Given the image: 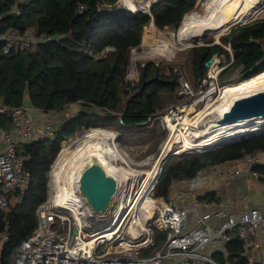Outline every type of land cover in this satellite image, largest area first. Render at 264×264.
I'll use <instances>...</instances> for the list:
<instances>
[{"label":"trees","instance_id":"1","mask_svg":"<svg viewBox=\"0 0 264 264\" xmlns=\"http://www.w3.org/2000/svg\"><path fill=\"white\" fill-rule=\"evenodd\" d=\"M119 1L0 0V33L12 29L24 34L33 30L49 37L31 47L1 52L0 104L11 108L30 101L46 112L62 111L71 103L84 107L52 136L18 143L31 184L11 211L0 209V241L9 222L8 240L0 245V264H13L16 247L38 225L36 210L48 197L50 167L65 139L81 128L96 127L114 129L134 140L140 139L137 134L142 130L151 139L161 130L158 126L148 128L147 122L165 111L164 104L181 98L174 74L166 75L155 62L141 67V83L137 86L126 79V67L131 50L142 42L147 24L153 20L161 29L179 28L196 0H156L150 3L151 7L157 4L151 13L139 10L144 8L141 5L131 8L136 11L120 8ZM221 41L230 44L234 53L233 63L220 74L221 83H227L223 75L231 67L241 68V81L264 71V18L237 26ZM4 43L0 40V51ZM217 52L226 53L230 59L229 51L220 44L192 50L188 70L194 86L200 84L205 62ZM144 81L148 83L141 90ZM0 124L9 125L5 113H0ZM260 151L264 152V133L223 141L203 152L174 154L164 165L155 195L168 198L173 182L193 177L212 164ZM253 167L264 174L261 161ZM207 198L217 200L212 192L201 197ZM164 235L156 231L157 246ZM234 235L226 244L227 253L215 252L213 259L218 264H252L245 254L243 239Z\"/></svg>","mask_w":264,"mask_h":264},{"label":"built area","instance_id":"2","mask_svg":"<svg viewBox=\"0 0 264 264\" xmlns=\"http://www.w3.org/2000/svg\"><path fill=\"white\" fill-rule=\"evenodd\" d=\"M48 38L35 32L21 34L7 30L0 33V40L5 42L0 54L9 53L13 48L31 47ZM231 63L222 64L219 55L214 54L196 92L184 76H178L179 94L186 96L187 100L156 117L168 131L169 138L172 132L170 122L176 123L179 119L183 122V117L190 114V122H193L207 106L208 101L203 107L199 106L200 101L205 97L210 101L216 98L218 90L223 88L219 75ZM207 82L213 88L203 90L202 86ZM0 113H5L10 119L8 127L0 125V209L11 211L14 206L12 194L18 201L21 200L31 184V175L24 168L18 143L31 142L42 136L50 137L57 128L49 123L42 126L36 124L25 104L11 108L0 106ZM179 149L172 153L179 154ZM239 160L248 166L261 161L259 153H246ZM163 168L161 164L152 174L129 173L127 178L122 179L111 206L105 212L92 210L81 195L82 207L78 215L58 199L52 170L48 197L36 210L38 225L16 247L13 264H213L215 262L207 252L211 243L229 241L232 235L237 234L243 239L246 249L258 245V232L264 235V212L260 208L252 207L236 216L226 207L212 208V203L201 199L203 187L208 182L216 183L223 177L236 176L240 173L239 168L225 162L212 164L175 189L176 198L180 201L189 199L196 212L202 205L207 210L198 214L193 225L185 206L155 195ZM254 176L260 178L264 174L255 171ZM8 226L9 222L6 223L1 244L8 240ZM157 230L165 232L158 246ZM150 250L154 251L146 253Z\"/></svg>","mask_w":264,"mask_h":264},{"label":"bare ground","instance_id":"3","mask_svg":"<svg viewBox=\"0 0 264 264\" xmlns=\"http://www.w3.org/2000/svg\"><path fill=\"white\" fill-rule=\"evenodd\" d=\"M261 1L205 0L206 12L203 15L186 17L177 32L178 40L182 44H189V42L194 43L195 40L203 41L210 35L219 40L223 34L229 32L233 27L246 23V18L261 6ZM126 3L127 5L123 0V5L129 9L133 8L128 0ZM150 3L151 0H141L139 2L146 9L151 8L152 3ZM173 36L174 34L171 35L164 30L158 32L156 25L152 22L151 28H146L144 41L152 44L159 43L162 46L166 44V48L163 47V49L168 50V52L172 50V47L181 49L183 46H178L172 39L175 38ZM262 90H264V71L239 83L226 85L222 97L213 101L211 110L202 114L199 112L193 122H190L191 118L186 116L183 117V122L182 119H179L176 123L170 122L169 125L172 130L170 138L164 145L158 163L151 168H134L131 166L118 147L117 134L111 130L96 127L80 133L79 136L73 137L70 143H64L54 162L53 178L58 188V199L62 203H66V206L71 207L78 215V210H81L82 207L79 177L84 168L93 162L101 164L109 174L114 173L119 183H122V179L127 178L131 172L134 174L140 172L152 174L156 167L161 166L167 154L175 150L174 145L177 142L182 144V148L178 150L180 154L189 150H205L224 140L232 141L239 137L264 133V116L238 120L228 124L217 122L218 118L231 108L237 98ZM215 102L218 103L214 106ZM210 115H217V117H213L209 120L210 124L203 125V128H201V122ZM167 119L171 120L170 116H167ZM145 165L147 163L143 164V166ZM152 168L153 170H151ZM120 175L123 177L121 178Z\"/></svg>","mask_w":264,"mask_h":264},{"label":"rangeland","instance_id":"4","mask_svg":"<svg viewBox=\"0 0 264 264\" xmlns=\"http://www.w3.org/2000/svg\"><path fill=\"white\" fill-rule=\"evenodd\" d=\"M126 1L127 0H125V4L127 5ZM140 1L141 0H128L129 4L132 5V7H134L136 4H138L140 6V4H139ZM119 2H120L119 7L129 9L127 6L123 5V0H120ZM204 2H205V0L204 1L196 0L195 6L193 7V9L191 11H189L188 13L185 14L184 20L186 19V17H194V16L203 15L206 12ZM156 5L157 4H154L149 9H146V7L143 6L144 8H141L139 10L151 13L153 7ZM260 5L261 6L258 7V10L257 9L255 10L257 12L254 11L253 14H250L246 18V20H247L246 23H242L238 26H241V25L247 24L249 22H253L255 20H259L261 18H264V0L261 1ZM133 10H137V9H132V11ZM152 22L154 23V21L152 20L149 24H147L144 27L143 38H142L141 44L138 47L133 48L131 50L130 60H129V63L126 67V79L129 82H131L132 85L137 86L139 83H141V69H142L141 67L143 65H145L147 62L153 61V62H155L156 65H160V67L162 68V70L164 71V73L166 75L174 74L176 79H178V76H181V75L184 76L185 79L189 82L190 86L195 90V92L198 89H200L201 83L199 85H198V83H196L197 85L194 86V84L191 80L192 78L190 77V71L188 70L189 69L188 64H189V62L191 60V56H192V50L194 48H197V47L206 46L208 43H212V44L214 43L215 44L218 41L222 42L221 38L224 35L230 33V31L232 29L236 28V27H233L229 32L223 34L219 40H217L213 35H210L206 39H204L203 41H200V40L196 41L195 40L194 43L189 42V44H182L178 40L177 32L179 31V28L182 26L183 22L181 23L179 28L169 26V27H165L163 29L159 28L154 23L156 25V29L158 30V32H163V30H164L171 35L174 34L173 37H175V38H172V39H174V42L178 46H183L181 49H175L172 47V50L170 52H168V50L163 49V47L166 48L165 47L166 44H165V46H162V45H159V43L158 44H152L151 42L144 41V35H145L146 28H151ZM28 32H35V31L29 30ZM219 57L222 59V64H224L225 61H227L225 54L221 55V56L219 55ZM227 68H228V66L226 68H224V70H226ZM175 73L177 74V76ZM241 73H242V71H241L240 67L236 68V69H233L231 67L223 75L224 80L227 83H225V82L221 83L220 75H219V82L221 83V86H223V88H221V90H218V94H217L216 98H214V100L222 97L224 87L226 85L228 86L230 84L239 83L241 80H238V78H239ZM212 88L213 87H212V84L210 82H207L206 85L204 84L202 86L203 90L204 89L210 90ZM179 89H180V87H178L177 93L180 96ZM132 94H133V92H132ZM167 96H169V95H167ZM208 99L209 98L205 97L200 101L199 106H202V107L205 104V102L208 101L207 106H205V108L202 109L201 114L206 113V112L211 110V106H212V103L214 100L210 101ZM186 100H187V97L183 96L182 98H179L178 101L177 100H175V101L171 100V101L167 102L166 104H164L165 105L164 109L166 108L165 112H167L174 105H176L180 102H185ZM217 103L214 104V106L217 105ZM79 110L80 111L84 110L83 105H81L80 103H75V104H72V106H70L66 112H64V111L62 113L61 112H52L50 119L53 121V125L57 126L63 119L67 118L68 116L70 117L72 115H75L77 112H79ZM30 111H31L30 113L33 112L32 110H30ZM189 117H191V114L189 115ZM213 117L215 118V117H217V115H210L207 118H205V120L203 122H201V128H203V125L210 124L211 122H209V120H211ZM146 125L148 128L158 126L160 128L161 132L156 131L157 136L149 139V138H146V137H148L146 135V131L144 133L141 130L139 132V134H137V136L140 137V139L134 140V139H129V135H122L119 131L108 128V130H111L117 134V136H118V139H117L118 147H119L120 151L124 154V156H126L125 158L129 162V164H131V166H133L134 168H137V167L151 168L152 166L155 167V165L158 163V159L160 158V156L162 154L163 146L165 145L167 140H169V133H168V131L163 129L161 121L159 119L152 118V120H149V122H147ZM177 126H179V125H177ZM191 129H193V128H191ZM86 130H88V129L87 128H81L77 132L76 135L70 136L67 139H65L61 144V149H62L64 143H68V142L70 143L71 142L70 140L73 137L75 138V137L79 136L80 133H82ZM257 134H259V133H257ZM124 138H125V140H124ZM221 142H219L218 144H220ZM181 145H182L181 142L175 143L174 149L182 148ZM211 148H213V147H211ZM61 149H60V151H61ZM60 151H59V153H60ZM193 151H195V150L183 151L180 154L182 155L184 153H190ZM197 151L203 152V150H197ZM59 153H58V155H59ZM58 155H57V157H58ZM171 156L174 157L175 155L172 152H170V154L167 156V158L168 157L170 158ZM57 157H56V159H57ZM121 158H120V161H121ZM263 158H264V156H263ZM56 159L54 160V162L56 161ZM54 162L50 167V171L48 174V183L51 179V173L53 170ZM145 163H147V165L143 166V164H145ZM156 169H158V168L156 167ZM52 178H53V176H52ZM105 216H107V213ZM161 242H162V240H161ZM153 251L154 250H150L146 253H152Z\"/></svg>","mask_w":264,"mask_h":264},{"label":"crops","instance_id":"5","mask_svg":"<svg viewBox=\"0 0 264 264\" xmlns=\"http://www.w3.org/2000/svg\"><path fill=\"white\" fill-rule=\"evenodd\" d=\"M215 44H220L224 46L230 53V59H228L226 53L217 52L215 54H218L220 56L225 54L226 59H227L225 63L226 62L233 63L234 53H233L231 45L230 44L226 45L219 41L216 42ZM24 104L28 107L29 114L31 115L34 122L42 126L43 124H46V123L53 125V121L50 119L52 112H61V113L63 111L66 112L67 109L70 106H72V104H75V103L69 104L62 111L53 110V111H48V112L43 111L42 109L33 106L30 103V101H26ZM0 106L2 105L0 104ZM30 110H32L33 112L30 113L31 112ZM73 116L74 115L70 117L68 116L67 118L63 119L57 126L55 125L54 126L58 128L61 124H63L65 121L69 120ZM9 125H10V119H9ZM8 126H5V127H8ZM0 148H2V146H0ZM259 154H260V159H261V164H262L264 163V158H263L264 152L260 151ZM239 159H231L229 161H225V163H227L228 165L236 166L237 168H239L240 169L239 174L233 177H223L219 179L218 182L216 183L208 182V184L203 187L204 193L202 197L212 192L214 193L218 201L216 199L210 200L207 198V200H203V202L212 203V208H215L218 206L226 207L230 211L234 212L236 216H240L244 210L252 208V207L260 208L264 212V177L256 178L254 176V172L257 171V169L254 168L253 166H248L244 164ZM182 183L183 181L173 182L170 193H169V197L166 199H172L177 204L185 206L189 210L190 224L193 225L197 221L198 214H203L207 210L202 205L198 207V210L196 212L195 210H193L192 202L189 199L186 201H180L176 198L175 189ZM0 186H1V183H0ZM17 202L18 200L15 194H12L13 205H15ZM257 240H258V245L252 246L249 250L243 246L245 250V254L249 257L252 264H262L263 258H264V235L261 232H258ZM229 241L221 240V241L211 243L207 246V252L211 255L212 258H213L212 255L215 252L227 253L225 249H226V244ZM0 245H1V241H0ZM213 260L215 262L213 264H218L215 259Z\"/></svg>","mask_w":264,"mask_h":264},{"label":"water","instance_id":"6","mask_svg":"<svg viewBox=\"0 0 264 264\" xmlns=\"http://www.w3.org/2000/svg\"><path fill=\"white\" fill-rule=\"evenodd\" d=\"M206 64L208 65V62ZM147 82L144 81L142 87ZM258 116H264V90L237 98L217 122L228 124ZM167 160L168 158L162 165H165ZM120 184L115 174H109L98 162L86 166L79 177L80 194L86 199L91 209L97 212H105L111 206Z\"/></svg>","mask_w":264,"mask_h":264},{"label":"flooded vegetation","instance_id":"7","mask_svg":"<svg viewBox=\"0 0 264 264\" xmlns=\"http://www.w3.org/2000/svg\"><path fill=\"white\" fill-rule=\"evenodd\" d=\"M208 44L211 45L212 43H208ZM213 44H214V43H213ZM212 57H213V56H212ZM212 57H211L208 61L205 62V72H204L203 77L205 76V74H206V72H207V69H208V67H209L210 64H211V59H212ZM207 62H208V65L206 64ZM203 77H202V78H203ZM202 78H201V79H202ZM201 79H200V82H201ZM177 81H178V79H177ZM143 83H144V82H143ZM147 83H148V82H147ZM147 83H146V85H147ZM146 85H145V86H146ZM142 86H143V85H142ZM145 86H144V87H145ZM144 87H142L141 90L144 89ZM180 97L182 98L183 96L180 94Z\"/></svg>","mask_w":264,"mask_h":264},{"label":"clouds","instance_id":"8","mask_svg":"<svg viewBox=\"0 0 264 264\" xmlns=\"http://www.w3.org/2000/svg\"><path fill=\"white\" fill-rule=\"evenodd\" d=\"M132 10V9H131ZM133 11H136V10H133ZM250 136H252V135H250ZM246 137H248V136H246ZM239 138H243V137H239ZM218 143H215L214 145H212L211 147H214V146H216ZM210 147V148H211ZM210 148H208V149H210ZM208 149H205V150H208ZM205 150H203V151H205ZM195 151H197V150H195ZM199 152V151H198Z\"/></svg>","mask_w":264,"mask_h":264}]
</instances>
